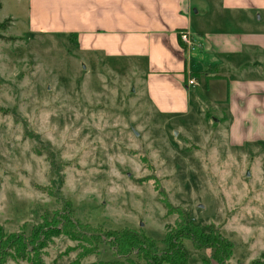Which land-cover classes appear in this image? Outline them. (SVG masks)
Segmentation results:
<instances>
[{"label":"rangeland","instance_id":"rangeland-1","mask_svg":"<svg viewBox=\"0 0 264 264\" xmlns=\"http://www.w3.org/2000/svg\"><path fill=\"white\" fill-rule=\"evenodd\" d=\"M4 5L0 22L23 7ZM23 21L0 29L4 230L28 238L49 228L44 264H156L144 257L146 241L158 260L173 256V242L186 264H264V143L232 145L210 101L205 115L200 105L160 115L130 64L82 55L71 37L30 32ZM67 220L85 227L72 231ZM191 226L232 246L229 258L197 248ZM122 235L135 237L132 248L119 250Z\"/></svg>","mask_w":264,"mask_h":264},{"label":"crops","instance_id":"crops-1","mask_svg":"<svg viewBox=\"0 0 264 264\" xmlns=\"http://www.w3.org/2000/svg\"><path fill=\"white\" fill-rule=\"evenodd\" d=\"M16 1L22 11L6 19L69 36L82 55L130 64L160 115L190 114L198 105L205 115L210 101L232 145L264 143V0ZM183 29L193 48L182 43ZM190 78L198 83L189 86ZM224 83L225 100L215 90Z\"/></svg>","mask_w":264,"mask_h":264},{"label":"trees","instance_id":"trees-1","mask_svg":"<svg viewBox=\"0 0 264 264\" xmlns=\"http://www.w3.org/2000/svg\"><path fill=\"white\" fill-rule=\"evenodd\" d=\"M0 9H1V4H0ZM10 19H6L4 22H0V29L5 28V25L7 22H10ZM0 38H3V36L0 34ZM66 220V219H65ZM70 220H72L70 218ZM68 221L67 220V225H70V229L72 231H79V228L82 229L81 227L83 226L82 223H77L75 221ZM41 227L40 229H37V231L34 233L33 236H29L28 238L25 237L23 234H18V233H12L8 234L2 225H0V264H7V261L11 258H27L31 257L32 261L31 264H44L42 262L41 258V250L44 247V241L48 237V231L49 228ZM190 231L188 232L190 235L186 236V233H184V230H182L181 234H179L180 237H183L184 234L187 238L191 239L197 248H202V247H214L215 248V254L214 256H217L219 261L223 263L225 259L229 258L232 250V246H229L226 243H223L222 241H219L218 237H214L213 240L210 242V234H207L206 232H203L200 230L199 227L197 226H191L189 227ZM42 231V233H40ZM126 232H124L125 235ZM128 234V233H126ZM167 238V244L169 243ZM135 237H119L118 240H116L117 244L119 245V250H122L124 247L129 246V249L132 248V244L135 242ZM99 242V239L97 240ZM141 242V241H140ZM148 245L140 244L141 247H143V250L145 254H147L148 258L144 256L146 259L149 261H154L156 264L168 262L170 264H186L187 263V252L186 250L179 246L175 245V243L172 242L173 245V256L170 255L167 258L168 260H158L155 258L156 252L154 251V248L156 247V244L154 241H146ZM30 246L32 247L31 250ZM139 246V247H140ZM146 248V249H145ZM229 252H228V251ZM126 252V251H125ZM163 258L166 259L164 256ZM153 263V262H152ZM253 264H260L258 262H254Z\"/></svg>","mask_w":264,"mask_h":264},{"label":"built area","instance_id":"built-area-1","mask_svg":"<svg viewBox=\"0 0 264 264\" xmlns=\"http://www.w3.org/2000/svg\"><path fill=\"white\" fill-rule=\"evenodd\" d=\"M179 36H180V39H181L183 44H185L186 46H188L190 48H193V46H192L193 45V43H192V35H191L190 30H187V29L180 30ZM197 83L198 82L196 81L195 78H190L188 80V85L189 86H194Z\"/></svg>","mask_w":264,"mask_h":264}]
</instances>
